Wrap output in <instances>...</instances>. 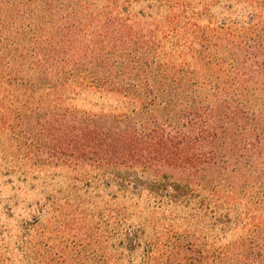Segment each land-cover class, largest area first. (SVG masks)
<instances>
[{
	"label": "trees",
	"instance_id": "1",
	"mask_svg": "<svg viewBox=\"0 0 264 264\" xmlns=\"http://www.w3.org/2000/svg\"><path fill=\"white\" fill-rule=\"evenodd\" d=\"M27 162L67 182L0 212V264H264V0H0Z\"/></svg>",
	"mask_w": 264,
	"mask_h": 264
},
{
	"label": "rangeland",
	"instance_id": "2",
	"mask_svg": "<svg viewBox=\"0 0 264 264\" xmlns=\"http://www.w3.org/2000/svg\"><path fill=\"white\" fill-rule=\"evenodd\" d=\"M29 168V162H27L26 179L19 173L11 175V178L8 175L0 176V212L4 217L9 215L10 220L28 217L30 203L41 200L52 187L60 188L67 182L66 171L47 169L48 171L39 175L34 188H31L33 177L37 173H29Z\"/></svg>",
	"mask_w": 264,
	"mask_h": 264
}]
</instances>
